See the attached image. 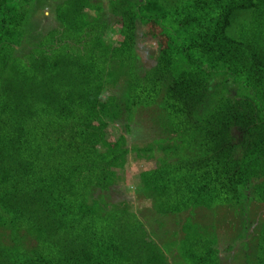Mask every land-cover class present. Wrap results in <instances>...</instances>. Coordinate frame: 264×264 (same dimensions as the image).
Instances as JSON below:
<instances>
[{
	"label": "trees",
	"instance_id": "16d2710c",
	"mask_svg": "<svg viewBox=\"0 0 264 264\" xmlns=\"http://www.w3.org/2000/svg\"><path fill=\"white\" fill-rule=\"evenodd\" d=\"M108 4L61 0L17 56L38 3L0 0V264H231L220 220H196L220 209L223 250L264 264V0ZM128 155L153 162L132 198Z\"/></svg>",
	"mask_w": 264,
	"mask_h": 264
},
{
	"label": "rangeland",
	"instance_id": "374dc122",
	"mask_svg": "<svg viewBox=\"0 0 264 264\" xmlns=\"http://www.w3.org/2000/svg\"><path fill=\"white\" fill-rule=\"evenodd\" d=\"M61 0H37L38 3V11L34 12V17L31 18L29 21L27 27H26V37L19 49L16 50V55L20 56L22 54H25L27 51L31 49L33 44L40 39V35L44 33L47 29L56 26L55 21L53 20V10L52 8L56 3H59ZM100 2L103 5V10L108 12L109 11V0H95ZM36 4V3H35ZM146 28L138 24L137 26V53L140 57L142 68L145 70L147 68H150L155 61V58L158 53V46H159V40L157 38H153L150 36L145 35ZM120 39V38H119ZM117 39V40H119ZM145 116V115H144ZM143 116V117H144ZM108 132V139L109 141H114L118 135L123 133L125 135L126 132H124V128H121L120 125H114L109 126L107 129ZM127 137V146H135L137 148H141L145 145V143L149 142L151 139H154V137L147 135V131L143 130L141 128V125L137 122L133 124L130 128L129 133H126ZM150 166H153L152 163L143 162L142 160L134 159V155H128L127 158V164L125 167V176L127 178L125 187H121L122 191L126 190V194L132 198V184L131 179L133 176H135L138 173V170L147 169ZM125 188V190H124ZM139 207V204H137ZM227 215V211L218 210L215 212H207V211H201L197 214L196 220L201 225L206 226L211 221H219L218 231L220 234V246L219 251L222 258H226L228 256H232L231 264H236L234 261L235 253L238 250V248H235L233 246V249L230 253L225 252L223 249L224 244L226 242L228 243V235L230 233V226H227L223 220L225 216ZM228 215L231 218V215L228 211ZM229 220V218L227 219ZM216 223V222H215ZM232 254V255H231Z\"/></svg>",
	"mask_w": 264,
	"mask_h": 264
},
{
	"label": "crops",
	"instance_id": "0c3cea01",
	"mask_svg": "<svg viewBox=\"0 0 264 264\" xmlns=\"http://www.w3.org/2000/svg\"><path fill=\"white\" fill-rule=\"evenodd\" d=\"M169 264H176L178 262V259L172 260L168 255L166 257Z\"/></svg>",
	"mask_w": 264,
	"mask_h": 264
}]
</instances>
